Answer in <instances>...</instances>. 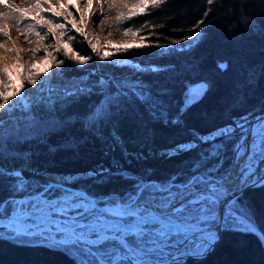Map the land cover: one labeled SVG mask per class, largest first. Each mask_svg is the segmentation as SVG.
Masks as SVG:
<instances>
[{
    "label": "trees",
    "instance_id": "obj_1",
    "mask_svg": "<svg viewBox=\"0 0 264 264\" xmlns=\"http://www.w3.org/2000/svg\"><path fill=\"white\" fill-rule=\"evenodd\" d=\"M127 21L138 36L134 45L141 46L105 60L68 29L63 39L73 37V51L90 59L75 65L56 55L64 61L57 67L65 77H89L92 85L28 101L24 121L0 128V217H10V203L47 183L48 174L69 178L65 186L98 205L126 201L140 183H179L209 145L185 152H176L177 146L194 133L208 136L264 113V0H162L159 7L150 1L145 14ZM191 36L185 46L171 43ZM196 82L205 83L202 94L181 107L187 86ZM238 138L239 132L225 142L222 171L231 167ZM9 169H20L30 183L19 186L3 172ZM238 196L236 207L259 231L240 230L222 218L213 246L182 264H264V187ZM0 264L85 263L59 247L0 235Z\"/></svg>",
    "mask_w": 264,
    "mask_h": 264
},
{
    "label": "snow or ice",
    "instance_id": "obj_2",
    "mask_svg": "<svg viewBox=\"0 0 264 264\" xmlns=\"http://www.w3.org/2000/svg\"><path fill=\"white\" fill-rule=\"evenodd\" d=\"M161 2L162 0H151V6L159 7ZM213 2L214 0H207L209 5L213 4ZM42 3L46 7H42ZM58 3L60 11H57L49 0H32V4L28 8H18L14 4L7 3V0H0V5L9 10V15L18 14V26L25 19L34 22L27 25V32L35 35L37 43L43 45L45 53L43 60L47 65L43 70L44 72L52 67V62H55L57 65L64 63V61L56 60L54 50L57 46H63L66 52L72 53L80 64H85L90 59V57L77 55L73 51L71 47L73 37L69 36L67 40L63 39L68 31L67 24L52 19V17H63L64 21H68L71 17L72 28L75 29L76 33L87 39V35L83 29L77 26L78 24L85 23L84 13H80V20L77 21L74 14L68 10L69 5L77 7V5L72 3V0H58ZM88 3L91 6V0H88ZM146 8L147 0H140L128 16L118 14L115 19L118 24L122 23L124 20H130L137 15L145 14ZM28 12H32L30 17L27 15ZM44 12L51 13V17H45L43 15ZM205 15H207V12ZM0 17L6 18L4 13H0ZM45 25L48 27V32L42 33L39 29ZM122 31L126 36L136 35L131 27ZM56 32H59L60 35L56 36ZM0 33L4 36L9 35L6 24L0 25ZM21 34L25 33L21 32ZM50 34L52 42L45 43ZM191 38L187 37V39ZM171 43L175 44L177 41L173 40ZM88 44L93 52L99 55L101 60H105L110 56V52L107 50H104V54L100 55L101 50L90 39L88 40ZM140 46L127 45L124 48L117 47L116 50L126 51L127 48H139ZM0 47H3V45L0 44ZM159 47H165V45H160ZM30 51L35 56L41 49L37 47L30 49ZM49 57L52 58L51 61H49ZM17 67H23L19 61H17ZM32 67L35 68L36 65H32ZM0 72H3L4 75V79H0V89H3V91H0V110H4L6 105L10 104V101L23 96L25 83L36 85L40 75L43 74L40 69H37L35 73L29 72L26 77L21 76L13 83L12 76L7 67L0 68ZM13 87L15 88L14 91L12 90ZM201 94V90L197 89L187 95L185 97V105L190 106ZM237 132H239V139L233 149L236 170L234 172L231 170L222 171V160L225 158L223 153L227 147L225 142L233 139ZM249 136L251 137L250 151ZM199 144H208L209 149L206 154H201L200 160L193 165L191 175L187 179L179 183L169 181L166 185L138 184L135 195H129L126 201L108 202L112 207L108 208L107 211L112 214L113 218L119 219L123 227L113 226L106 230L100 226V221L97 220L92 222L91 227L87 230L77 226L69 230L63 227H56L54 232L37 228V232L44 239L52 240H56L55 236L58 234L60 236L59 243L78 251L81 256L87 258V264H144L143 258L148 253L155 251L157 248L162 252L164 251V246L155 244L154 241L152 242L154 247L148 248L147 251L144 250L143 244L140 243L145 233L135 224V220L145 216L152 217L153 211H156V209H149L139 204V197L144 191L165 193L167 195V203L172 206V215L165 218L169 223L179 220L182 224L192 223L197 226L202 241L199 250L204 249L206 245H210L217 239L215 233L210 231V229L213 224L221 219L217 212L218 207L221 205H226L223 216L225 223L232 221L240 230L252 233L258 232L259 230L255 224L248 216L241 213L236 205L240 202L237 193L242 192V190L248 187H264V174L257 175L258 169L256 167L257 163H264V116L258 118L254 124L249 123L247 117H242L240 122L234 126L229 125L217 129L208 136H200L194 133L191 142L177 146L175 151H189L198 147ZM213 159L217 163L210 168L205 167L208 161ZM202 168L204 169L203 171H201ZM185 200L188 205L197 209L195 213L189 207H185L183 203H180ZM65 207L74 209L83 208V211L80 213L81 216L88 213V208L79 202H66ZM55 211L59 212L61 209H55ZM165 227L164 223L160 224V229H164ZM85 231H87V235L82 234ZM176 231V229L173 230L171 237H166L164 231L161 230L153 233V236L164 239L165 243L170 239L173 240V243H176L174 239ZM179 231H183V229H179ZM16 235L19 236L20 234L16 233ZM260 238L264 240V232H260ZM85 241H87V244H85ZM181 242L182 240L177 245V248L181 246ZM172 264H182L178 253L176 258L172 259Z\"/></svg>",
    "mask_w": 264,
    "mask_h": 264
},
{
    "label": "rangeland",
    "instance_id": "obj_3",
    "mask_svg": "<svg viewBox=\"0 0 264 264\" xmlns=\"http://www.w3.org/2000/svg\"><path fill=\"white\" fill-rule=\"evenodd\" d=\"M150 1L151 0H147V3ZM108 2L109 4L106 6H108L109 8L108 7L106 8L111 9L110 10L112 11L111 14L103 15L102 18L100 17V22L102 20L109 22V24L107 26H104V28L102 29L104 32L89 27L90 23L88 21V10L82 11L81 8L72 7L71 5H69L68 10L74 14V17L77 19V21L80 20V13L81 12L84 13L85 23L77 25L78 27L82 28L87 35V39L84 36L82 37H84L87 41L90 39L94 44L97 45V48L100 50L103 51L107 50L108 47L111 48L110 50L109 49L107 50L110 53L119 52L116 50L117 47L123 48L127 45H134L137 42L138 36L124 35L122 30L130 27L128 21L124 20L122 23L118 24L115 17L118 14L123 16H128L130 14V11L134 8V6L132 7L131 6L128 7L126 5L121 6L124 3L127 4V2L132 3L130 0H117V2L116 0H108ZM72 3L76 5L74 1H72ZM94 4L95 6H97L96 5L97 3ZM42 7H46V5H43ZM54 8H56L57 11L61 10L59 7V3ZM43 15L45 17H51V13L49 12H44ZM52 19L56 21L65 22L67 24V28L76 33L75 29L72 28L70 22L72 19L71 17L69 18L68 21H64L63 17H52ZM30 23H34V22L28 20L23 26L25 27L24 29L25 34L27 36H30L29 40L20 42L19 47L12 48L9 50L7 55L1 56L0 68L7 67L9 73L12 76L13 83H15L21 76L26 77L29 74V72L35 73L37 69H40L43 72V74L40 75L36 85H28L25 83L23 96L18 97L14 101H10V104L6 105V108L4 110H0V128H2V126L5 124H9V122L24 121L28 114L26 109L28 101H33L42 95L49 96L50 94L55 93L56 90L67 93L83 87L84 84H86L87 86H89V84L92 85L91 82H89L88 79L89 77L87 78L85 75L76 76V77L63 76L59 71L57 64L55 62H52V67L48 69L46 72H44L43 70L47 67V65L43 60V57L45 55L43 51V45L37 43V37L35 35H33L30 32H27V25ZM39 30L42 33H47L48 27L47 25H45L43 26V28H40ZM55 35L59 36L60 33L56 32ZM191 37H192L191 39L186 38L175 44L178 46H185L193 40V36ZM1 39L2 40L5 39V36L1 37L0 40ZM51 42H52V36L50 34L47 37L45 43H51ZM103 46H105L106 49H103ZM25 47H28L30 49L39 47L41 51L38 52L35 56H33L30 50L27 52L23 50V48ZM54 55L65 56L70 62H73L75 65H80L79 61L74 58L73 54L66 52L63 46H57V48L54 50ZM95 55L99 57V55H97L96 53ZM48 59L49 61L52 60L51 57H49ZM17 61H19V63L23 66L22 68L17 67ZM118 61L123 62V60L120 59ZM32 65H36V67L33 68ZM0 79H4L3 72H0ZM101 80H103V78L99 79V81ZM204 87H205L204 82H196L188 85L186 88L185 96L181 107L186 106L185 97L187 95L196 91L197 89H200L202 91ZM12 90L14 91L15 88L13 87ZM0 91H3V89H0ZM250 150H251V139L249 143V151ZM234 161L235 158L233 153L232 163ZM241 163H243V161ZM46 176L49 178L47 183H54V184H51L49 186L43 185V186L35 187L32 193H29L28 195H24L19 200L12 201L10 203V208H11L10 218L15 217L24 212H32V211H39L40 213H43L49 218L46 221H37L33 219H23L19 221H14L12 223L7 224L4 227H0V235L14 238L15 240L22 242L39 243V244L59 247L65 250L66 252H68L72 257L75 258L76 261H80L87 264V258L81 256L78 251L68 248L67 246L61 245L59 243L60 236L58 234H56L55 236L56 240L44 239L37 232V228L54 232L56 227H62L61 225H58L53 221L54 219L56 220V218L54 217L61 216L64 219L72 218L73 220L76 221L85 222L88 221L92 215H98L99 212L93 211L90 208V206L86 205L85 199L80 193H78V191H69L55 184L58 183L65 185V182L69 178L64 179L58 175H53V174L52 175L48 174ZM16 178L18 180L19 186L24 187L30 183V180H21L18 177ZM75 178L76 175L72 177V179ZM140 184H145V183H140ZM145 185H166V184L149 183ZM143 194L145 195L143 197L150 198L153 200L157 199L156 201L167 198V195L165 193L144 191ZM66 202L67 203L79 202L84 207L88 208V213L84 216H81L80 213L83 211V208L81 209L67 208L65 207ZM101 206L107 209L112 207L111 204H107V203H104ZM186 207H189L193 213L197 211L196 208L191 207L190 205H187ZM55 209H61V211L57 212L55 211ZM171 215L172 212L167 214L164 218L169 217ZM150 219H152L151 222H149ZM161 223H162L161 218H156L153 214L152 217L145 216L135 220V224L139 227L146 225L150 226L152 224H161ZM170 224L173 226H177L183 230L192 231L198 229L195 224L192 223L182 224L179 222V220ZM91 225L92 224L90 223H85L79 227L83 228L84 230H87L91 227ZM100 226L107 230L115 225H111V224L104 225L102 222H100ZM63 228L69 230V229H73L74 227H70V228L63 227ZM142 231L145 233V235L141 238L140 243L143 244L145 251H147L148 248L154 247V244L152 243L153 241L155 242V244L164 246L163 252L157 248L155 249V251L148 253L143 258L144 264H166L169 260L176 258L177 253L181 257V259L182 257L184 258L186 256H198L204 253L205 250L208 248V245H206L204 249L199 250L202 243L200 234L190 235L187 236L186 238L180 235H175L174 239L176 243H173V240L171 239L167 243H165L164 239L153 236V233H155L154 231H148V230H142ZM210 231L214 232L213 229H210ZM16 233H19L20 235L17 236ZM82 234L87 235V231L83 232ZM172 235L173 234L165 233L166 237H171ZM181 240H182L181 246L177 248V245ZM85 244H87V241H85ZM98 255L100 254L98 253Z\"/></svg>",
    "mask_w": 264,
    "mask_h": 264
},
{
    "label": "bare ground",
    "instance_id": "obj_4",
    "mask_svg": "<svg viewBox=\"0 0 264 264\" xmlns=\"http://www.w3.org/2000/svg\"><path fill=\"white\" fill-rule=\"evenodd\" d=\"M72 1H74L76 3L77 7L81 8L82 11L88 10V21L90 23L89 27L96 29V30L98 29V31H103L102 29L104 28V26H107L109 24L108 21L102 20L100 22V17L102 18L103 15H108V14H111V12H112V11H110L111 9L106 8V7H108L106 5L109 4L108 0H91V6H89L88 0H72ZM130 1L132 3L127 2V4L124 3V4H122V6L126 5L128 7L129 6L132 7V6H135L137 3L140 2V0H130ZM49 2L53 5V7L58 5V0H49ZM116 2H117V0H116ZM7 3L14 4L18 8H28L32 4V0H7ZM94 3H97L96 4L97 6H95ZM43 5L44 4L42 3V6ZM112 7H114V6H112ZM0 13H4L5 17H6V18L0 17V25L6 24L8 27V32H9V35L5 36V39L0 40V44L3 45V47H0V58H1V56L7 55L10 49L19 47L20 42H23L25 40H29L30 36H27L26 34H21V32L25 33V31H24L25 27H23V26L28 21V19L23 20L18 26L17 25L18 14L9 15V10L7 8H5L3 5H0ZM27 15L30 17V15H32V12H28ZM18 27H19V30H18ZM3 36L4 35L2 33H0V38ZM23 50L25 52H27L30 50V48L25 47V48H23ZM248 143H250V140L248 141ZM257 169H258L257 175L262 174L264 171V163H260L259 166H257ZM230 170L233 172L236 170V161H234L232 163ZM17 199L19 200L20 198H17ZM139 204L141 206H146L149 209L150 208L156 209V212H161V211H163V210H165L171 206L167 203V198L153 202L151 205L148 204V202H141ZM186 204H187V202L184 205H186ZM8 218H10V217H8ZM56 220H58V219H56ZM56 220L54 219L53 221L56 224L61 225L62 227H66V228L82 226L85 223L92 224V222L97 221L96 219H89L88 221L82 222V221L73 220L72 218H70V219L65 218V222L59 221V220L56 221ZM100 222H102L104 225H110V224L113 225L110 220L100 221ZM116 222H117V224L121 223L119 220H116Z\"/></svg>",
    "mask_w": 264,
    "mask_h": 264
},
{
    "label": "water",
    "instance_id": "obj_5",
    "mask_svg": "<svg viewBox=\"0 0 264 264\" xmlns=\"http://www.w3.org/2000/svg\"><path fill=\"white\" fill-rule=\"evenodd\" d=\"M262 116H264V113L255 116L251 121H249V123H252V124L255 123L256 120L258 118L262 117ZM250 139L251 138L249 136L248 141ZM259 164L260 163H257L256 164V167L259 166ZM228 170H229V168H228ZM3 172L5 174H8V175L16 176V177H18L21 180H28V178H26V177L23 176V174H22V172H21L20 169H9V170H4ZM262 174H264V171H263ZM51 184H54V183H46V184H44V186H49ZM55 184L61 186L62 188H65L66 190H69V191H78V193H80L83 196V198L85 199V204L86 205H90L95 210L99 211V214L98 215H93V216H91L90 219H96V220H99V221H108V220H110L113 225H115L117 227H123V225L121 223L120 224H117L116 220H119V219L113 218L112 217V214L107 211V208H104L103 206L96 204L94 202V200L92 199V197L90 195H88L86 192L77 190L75 188L66 187L63 184H58V183H55ZM238 194L239 193H237V195ZM156 200L157 199L153 200V199H150V198L139 197V203H141V202H148V204H150V205L153 202H156ZM186 202L187 201L185 200V201H181L180 203L185 204ZM171 207L172 206H170L169 208H167V209H165V210H163L161 212L153 211V215L156 218H161L162 223H164L166 225V227L164 229H160V224H152L150 226L149 225H146V226H141V227L138 226V227L141 230H148V231H154V232H157L158 230H161V231H164V233H170V234H173V230L176 229L177 231L175 232V235H180V236H183L184 238H186L187 236H190V235H199L200 234V233H198V231H199L198 229L197 230H192V231H190V230L179 231V229H180L179 227L171 225L164 218L167 214L171 213ZM225 207H226V205H221L220 207H218L217 212H218V215L221 217V219L217 223H215V224H213L211 226V229L214 230L215 235H216L217 238H218V235H219V232H220L221 221H222V218H223V216L225 214ZM150 209H152V208H150ZM48 218L49 217H47L43 213H40L39 211L24 212V213H21V214L15 216V217H12V218H3V217H0V227H4V226H6L9 223H12L14 221L23 220V219H33V220H37V221H45ZM54 218L58 219L59 221L65 222V219L63 217H61V216H57V217H54ZM151 221H152V219L149 220V222H151ZM82 222H84V221H82ZM216 240L213 243H211L210 245H208V248L205 250L204 253H206L213 246V244L216 242ZM204 253H202V254H204ZM173 259H175V258H173ZM171 261H172V259L169 260L166 264L170 263Z\"/></svg>",
    "mask_w": 264,
    "mask_h": 264
},
{
    "label": "flooded vegetation",
    "instance_id": "obj_6",
    "mask_svg": "<svg viewBox=\"0 0 264 264\" xmlns=\"http://www.w3.org/2000/svg\"><path fill=\"white\" fill-rule=\"evenodd\" d=\"M90 206V205H89ZM90 208L93 210V211H97V210H95L92 206H90ZM97 212H99V211H97ZM91 216V215H90ZM93 216V215H92Z\"/></svg>",
    "mask_w": 264,
    "mask_h": 264
}]
</instances>
